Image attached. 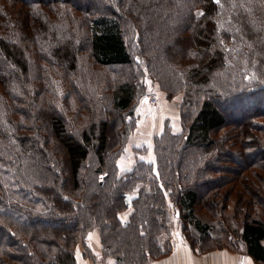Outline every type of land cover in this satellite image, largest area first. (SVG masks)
Returning a JSON list of instances; mask_svg holds the SVG:
<instances>
[{
  "label": "trees",
  "instance_id": "trees-1",
  "mask_svg": "<svg viewBox=\"0 0 264 264\" xmlns=\"http://www.w3.org/2000/svg\"><path fill=\"white\" fill-rule=\"evenodd\" d=\"M149 80L184 94L181 131L120 174ZM263 216L264 0H0V264H76L93 230L111 264H148L175 220L198 253L233 232L263 262Z\"/></svg>",
  "mask_w": 264,
  "mask_h": 264
},
{
  "label": "crops",
  "instance_id": "crops-1",
  "mask_svg": "<svg viewBox=\"0 0 264 264\" xmlns=\"http://www.w3.org/2000/svg\"><path fill=\"white\" fill-rule=\"evenodd\" d=\"M174 101V99H173ZM148 104H141L136 107L137 114V123L134 133L129 137V140L124 148L123 153L118 158V165L120 170H129L131 169L138 158H146L147 160L154 159V136L156 134H161V119L163 114H149L146 112ZM154 111V110H153ZM178 111V110H177ZM176 112L174 115H178ZM166 117H170L173 122V131H181V126L176 123V118H172L169 114ZM157 124V126H156ZM145 151L144 154L142 153ZM140 156V157H139ZM130 211H127L123 214V218L127 219ZM177 238V239H176ZM175 241L172 244L170 252L165 255L163 258L152 260L148 264H264L263 262H257L253 256H251L246 249L243 247L239 250L234 251L227 248L216 249L208 253H198L195 251L191 245L183 240L174 238ZM88 242L92 243L90 247L94 256L99 257V260L96 262H103L104 264L110 262L111 260L103 261L100 258V253L102 250V243L100 239L99 230H93L89 234ZM264 244V240H263ZM82 243H79L77 246V264H97L94 258L92 260L84 253ZM82 247V248H81Z\"/></svg>",
  "mask_w": 264,
  "mask_h": 264
},
{
  "label": "rangeland",
  "instance_id": "rangeland-1",
  "mask_svg": "<svg viewBox=\"0 0 264 264\" xmlns=\"http://www.w3.org/2000/svg\"><path fill=\"white\" fill-rule=\"evenodd\" d=\"M148 86H149V90L150 91H153V92H155L156 93V95H157V100L158 101H156V102H151V100L149 99V97L148 96H145L144 98H142L141 100H140V102H139V104L138 105H143V104H148L146 107L147 108H145L146 109V112L147 113H149V114H156V115H159V114H163V117H164V119L162 118L161 119V123H160V125H161V134L164 132V131H166L165 129L166 128H170V130H171V128L173 127V122H172V120L170 119V117H166L168 114H169V116L171 115L172 116V118H176V122H179V123H176V125L175 126H177V124L178 125H180L181 126V119H182V112L184 111V108L182 107V103H183V100H184V94L183 93H179V94H177V95H175V96H168L167 95V93H165V92H163V91H160L159 90V87L157 86V84H154L151 80H149L148 81ZM149 91V92H150ZM173 99H174V101H173ZM218 104H220V107H222L223 108V105H224V103H222V102H219ZM240 104H242V105H245V101H242V102H240ZM154 110V111H153ZM178 110V111H177ZM176 112H178L177 114L178 115H174ZM138 119V118H137ZM136 121V123H137V120H135ZM174 121V120H173ZM156 126H157V124H156ZM134 129L132 130V133H134V131H135V128H136V124H135V127H133ZM172 130H173V128H172ZM254 131H252V130H250V129H248V132H247V134H252L253 136H255V133H258L259 134V131H257L256 129H253ZM131 133V134H132ZM160 134H156L155 136H154V141H155V138L157 137V136H159ZM220 136H224V130L222 129L219 133H218V137H220ZM245 136H246V133H245ZM250 138H252V137H247V139H250ZM129 140V139H128ZM225 146V145H224ZM218 151V150H217ZM220 151H222V150H220ZM246 153H247V156H249V155H259L260 153H256L257 152V150H255V152H254V150L253 149H251V148H247L246 150ZM144 150H143V154H144ZM237 153V155H233V160H239V161H242L243 159H246L247 158V156L245 157V156H241L240 155V153L239 152H236ZM140 157V156H139ZM154 157H155V155H154ZM215 162V165L216 164H218V160H215L214 161ZM256 163H257V161L255 160L253 163H252V169L251 170H258L257 169V167H256ZM136 164V163H135ZM229 166H230V168H237V165H235V163H231V164H228ZM135 166V165H134ZM133 166V167H134ZM132 167V168H133ZM131 168V169H132ZM251 170H249L248 171V176H246L245 178H244V180H246V181H248V183H253V182H256L255 181V178L253 177V175H252V173H251ZM125 171H127V170H119V172H120V174L121 173H124ZM155 173H157L158 172V170H156V166H155V170H153ZM224 174H225V172H223L222 170H220V171H217L216 173H214V175L215 176H217V177H220V176H224ZM207 180L208 179H205V181H203V182H205L203 185H204V187H206V185H208V182H207ZM204 187L203 186H198V189L200 190V189H204ZM216 189H214L213 191H215ZM212 191V190H211ZM210 191V192H211ZM203 192V191H202ZM202 192L200 193L201 195H202ZM137 191H135V192H133V193H131V197L130 198H132V197H134V196H136L137 195ZM207 195V194H206ZM216 195V192H215V194H213V195H209V199H216V201L217 200H219V201H221L223 198H222V196L221 195H219V196H215ZM238 198H237V196L235 195V192L233 193H231V195H230V197H229V199L228 200H225V201H227V212L230 214V219H231V221H230V223L232 224V226H235L236 225V223L238 222L235 218H233L232 216H234V212H235V206L237 205V203H238ZM254 205L255 206H257V205H259L258 204V201L257 202H254ZM200 211H202V217L203 216H206L205 217V219H210V218H213V219H210V220H212V221H215V220H218V222L219 221H221L224 217H222V216H219V217H217V218H214L213 216H212V211L210 210V209H200ZM263 218H264V216H263ZM239 226H237L236 228H238ZM2 236V235H1ZM190 236H198V233L196 232V230H194V228H193V225H189V232H188V234L183 230V228H182V225H181V223L180 224H178L177 223V221L175 220L174 221V224H173V229L171 230V234L169 235V236H163V240H162V245L165 247V248H170L171 249V247H172V244L171 243H174V241H175V237H178V239H180V240H183V241H185V242H187V243H189L190 244ZM231 236L232 237H230V238H232V241L233 242H235L234 244H233V246H231V247H228V246H222V247H218V248H215V249H212V250H209V251H207V252H204V253H208V252H211V251H213V250H216V249H221V248H227V249H230V250H234V251H242V250H239V249H241V248H243V246L241 245V244H238L237 243V241H236V235L232 232V234H231ZM3 237H5L4 235H3ZM177 239V238H176ZM88 240H89V236H88V238H87V240H86V242H85V240H84V242L82 243V247H83V249L82 250H84V253L85 254H87L88 255V257L89 258H91L92 260H94V258H97L96 260H95V263H97V264H104L103 262H96V261H98L99 260V257H97V256H94L93 255V252L91 251V249H90V247L92 246V248H93V245H92V243H91V245H90V243L88 242ZM85 245L86 246H88L87 247V249L85 248ZM81 247V248H82ZM85 249L88 251V252H85ZM76 253H77V249H76ZM91 254V255H90ZM100 258L103 260V261H106L105 259H103V253H100ZM76 259H77V256H76ZM76 264H77V262H76ZM106 264H111L110 262H108V263H106Z\"/></svg>",
  "mask_w": 264,
  "mask_h": 264
},
{
  "label": "built area",
  "instance_id": "built-area-1",
  "mask_svg": "<svg viewBox=\"0 0 264 264\" xmlns=\"http://www.w3.org/2000/svg\"><path fill=\"white\" fill-rule=\"evenodd\" d=\"M150 91V90H149ZM148 91V94H147V96L149 97V99L151 100V102H156V101H158L157 100V95H156V93L155 92H153V91H150L149 92Z\"/></svg>",
  "mask_w": 264,
  "mask_h": 264
},
{
  "label": "snow or ice",
  "instance_id": "snow-or-ice-1",
  "mask_svg": "<svg viewBox=\"0 0 264 264\" xmlns=\"http://www.w3.org/2000/svg\"><path fill=\"white\" fill-rule=\"evenodd\" d=\"M216 3H219V0H215ZM198 15H203V13H198Z\"/></svg>",
  "mask_w": 264,
  "mask_h": 264
}]
</instances>
